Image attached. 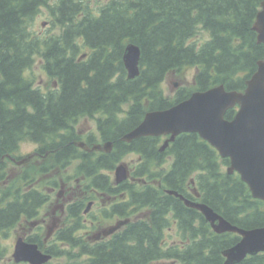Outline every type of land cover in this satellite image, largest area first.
<instances>
[{"label": "trees", "instance_id": "1", "mask_svg": "<svg viewBox=\"0 0 264 264\" xmlns=\"http://www.w3.org/2000/svg\"><path fill=\"white\" fill-rule=\"evenodd\" d=\"M261 1L108 0L93 6L85 0H0V236L36 218L50 201L57 180L40 176L74 165L89 192L117 198L101 210L100 220L118 215L127 223L109 236L87 239L80 234L86 206L73 202L67 206L72 221L55 230V240L25 237L61 260L56 264H224L223 250L240 236L214 232L197 209L167 190L190 198L193 182L198 201L232 224L264 227V202L251 196L237 173L224 169L229 159L195 132L180 133L163 151L160 137L120 138L147 111L168 108L194 90L218 84L243 90L264 56L252 29ZM42 7L49 8L58 34L37 36L30 29ZM200 30L208 37L199 38ZM128 43L140 48V73L132 79L122 60ZM36 57L54 83L45 90L27 73ZM187 67L195 69L193 86L165 95L166 75ZM82 116L96 117L98 140H110V152L76 145ZM25 141L36 145L32 159L38 162L29 167L30 160L11 178L8 162L24 156L18 151ZM94 141L89 134L85 142ZM129 153L139 156L138 164L131 179L116 185L111 173ZM172 230L176 238L168 241ZM5 253L0 245V260ZM236 264H264V252Z\"/></svg>", "mask_w": 264, "mask_h": 264}, {"label": "water", "instance_id": "2", "mask_svg": "<svg viewBox=\"0 0 264 264\" xmlns=\"http://www.w3.org/2000/svg\"><path fill=\"white\" fill-rule=\"evenodd\" d=\"M252 29L256 32L257 42L264 44V0L260 2ZM122 60L127 78L132 79L140 73L138 45L128 43ZM235 106L234 116L227 119L226 111ZM191 132L197 133L216 149L220 157L228 158L227 172L238 173L251 196L264 202V56L245 80L243 90H227L223 84L194 90L189 97L168 108L147 111L140 123L124 133L121 140L131 142L142 136H167L159 148L163 151L177 135ZM76 145L88 152H110L113 144L108 140L91 146L78 141ZM33 155L29 153L18 160L10 158L21 165ZM128 177L129 169L124 162L115 165L114 181L117 184ZM167 193L179 197L186 206L197 209L214 232H232L240 236L235 244L223 250L224 264H236L248 255L264 252V227H238L204 202L188 199L174 190H167ZM126 222L116 223L103 235L114 232ZM12 257L15 263L28 264H45L51 259V255L42 251L37 243L26 241L23 236L15 240Z\"/></svg>", "mask_w": 264, "mask_h": 264}, {"label": "rangeland", "instance_id": "3", "mask_svg": "<svg viewBox=\"0 0 264 264\" xmlns=\"http://www.w3.org/2000/svg\"><path fill=\"white\" fill-rule=\"evenodd\" d=\"M89 4L95 6L100 5L108 0H85ZM51 15L48 7H42L39 13L33 18L32 23L30 24V29L37 34V36H48L55 35L60 32V28L51 23ZM199 38L208 37V33L204 30H200L198 33ZM43 60L39 57H36L33 63V66L28 70V74L35 80V84L40 87L42 90L48 89L51 87L53 80H51L42 67ZM195 69L193 67L184 68L180 72H170L166 75L162 82V88L164 94L168 97H173L176 94L178 88L186 86L191 88L193 86V76ZM176 84V86H175ZM75 132L78 136L81 137V140H85L88 134H92L94 140L99 139V132L96 124V117L82 116L77 120L75 125ZM98 142V141H96ZM162 143V142H160ZM36 145L32 142H22L20 144L19 153L25 155L34 151ZM33 158V157H32ZM33 160V163L29 167H36L38 159ZM29 160V161H30ZM139 156L134 153H129L125 155L119 162H124L127 167L132 170L138 164ZM28 161V162H29ZM35 162V163H34ZM118 162V163H119ZM8 172L11 178L16 177L24 165H17L12 160L8 162ZM117 163V164H118ZM170 163L169 156L166 157L165 166H168ZM159 169V168H157ZM226 169V166L225 168ZM68 174V176H66ZM45 177L54 178L57 180V187H54L50 191L51 199L48 201L41 209L39 215L30 220V222L23 221L12 229L6 237L0 236V245L5 248V256L0 260V264H15L12 252L15 240L19 236H29L38 234L42 240H45V243H49L51 240H55V230L59 226H65L70 222L68 217V212L66 206L77 201L82 200L84 205L91 201L90 209L87 213L81 212V218L84 219L83 223L85 228H82L80 234L89 239L92 235L101 234V231L106 229L108 226L112 225L120 217H115V220H100V212L103 208H106L109 202L108 198H105V195L95 193L93 198L87 199L86 194H92L85 187V179L81 175H77L74 172V165L69 166L66 170L54 169L46 176H40V179L43 180ZM111 179L114 180V173H111ZM131 179V177H129ZM44 189V188H43ZM72 221V220H71ZM95 221V222H94ZM92 222V223H91ZM47 233H49L47 235ZM175 237V230L171 232L167 231V240H173ZM50 264H56L61 262L56 258H51ZM48 261V262H49Z\"/></svg>", "mask_w": 264, "mask_h": 264}, {"label": "flooded vegetation", "instance_id": "4", "mask_svg": "<svg viewBox=\"0 0 264 264\" xmlns=\"http://www.w3.org/2000/svg\"><path fill=\"white\" fill-rule=\"evenodd\" d=\"M89 135V134H88ZM88 135L86 136V139L88 138ZM80 137V136H79ZM167 136H161L160 138H161V142H163L164 141V139L166 138ZM81 138V137H80ZM86 139L85 140H83V141H86ZM121 139V138H120ZM169 158H170V156H169ZM170 160H171V158H170ZM94 191V190H93ZM95 191L92 193V194H89L88 192H87V194H86V197H87V199H89V198H93L94 196H95ZM187 193H188V195H189V199H191V200H194V201H198V199H199V193H198V191L196 190V188L194 187V184H193V182L191 183V185L189 186V189L187 190ZM117 198H116V196H111V197H109V203L110 202H114L115 200H116ZM91 202V201H90ZM72 204V203H71ZM70 205V204H69ZM86 208V207H85ZM66 209H67V206H66ZM90 209V206L88 205L87 206V208L86 209H84L83 210V213H87L88 212V210ZM115 217H120V216H118V215H114V217L112 218V219H110V220H115ZM119 222V219L117 220V221H115V223H118ZM92 223V222H91ZM115 225V224H114ZM111 226H113V225H110V226H108L106 229H104V230H102L101 231V237L100 238H103V237H106V236H109L110 234H112V233H110L109 235H103V232L104 231H106L108 228H110ZM115 232V231H114ZM97 235V234H96ZM96 235H94V238L93 239H95V237H98V236H100V235H98V236H96ZM99 238V239H100Z\"/></svg>", "mask_w": 264, "mask_h": 264}, {"label": "bare ground", "instance_id": "5", "mask_svg": "<svg viewBox=\"0 0 264 264\" xmlns=\"http://www.w3.org/2000/svg\"><path fill=\"white\" fill-rule=\"evenodd\" d=\"M154 110V109H153Z\"/></svg>", "mask_w": 264, "mask_h": 264}]
</instances>
